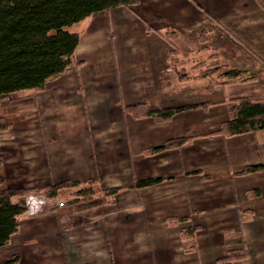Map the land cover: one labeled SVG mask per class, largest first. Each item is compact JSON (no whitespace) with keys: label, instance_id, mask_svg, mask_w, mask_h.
Listing matches in <instances>:
<instances>
[{"label":"crops","instance_id":"0c3cea01","mask_svg":"<svg viewBox=\"0 0 264 264\" xmlns=\"http://www.w3.org/2000/svg\"><path fill=\"white\" fill-rule=\"evenodd\" d=\"M243 1L139 0L74 26L81 35L75 57L82 78L71 73L52 89L47 85L53 93L33 100L29 92L27 102H19L38 119L30 122L26 113V127L0 134V177L9 189L72 180L118 191L92 204L51 202L41 216H25L0 249V264L14 258L17 264H214L241 247L249 251L247 264H264V172L243 173L264 162V132L211 135L228 116L226 99L250 94L239 86L210 91L198 108L167 121L128 110L180 106L181 86L197 94L192 83L179 84L156 30L170 28L185 40V30L202 20L199 5L232 24L240 17L235 27L242 31L248 25L243 12L234 16L232 10L246 4L264 33L263 12ZM256 51L263 54L264 46ZM176 138L192 140L151 152ZM147 180L158 182L136 186ZM190 227L198 229V250Z\"/></svg>","mask_w":264,"mask_h":264},{"label":"trees","instance_id":"16d2710c","mask_svg":"<svg viewBox=\"0 0 264 264\" xmlns=\"http://www.w3.org/2000/svg\"><path fill=\"white\" fill-rule=\"evenodd\" d=\"M138 2L139 0H0V103L13 94L44 89L48 81L75 65V52L81 35L73 30L74 26L96 13L121 6L132 7ZM245 72L231 68L224 71V75L231 80L239 78ZM229 103L227 118L220 122L218 129L211 135L221 134L227 137L264 132V103L253 102L249 98L229 100ZM198 107L199 105L169 108L146 106L143 111L138 105L128 110L139 113L138 116L145 114L158 121H167L185 110ZM7 127L6 122L0 118V132ZM190 140L192 138L172 139L154 148L153 152L181 147ZM256 172H264V162L247 167L243 173ZM157 182L147 180L138 182L136 186L143 188ZM93 186L89 189L82 187L79 182L67 181L51 186L40 196L45 200H52L61 191L75 188L70 203H76L93 196ZM30 192L32 191L6 188L4 178L0 177V249L9 245L12 237L19 231L21 219L27 211L26 198ZM187 229L193 236L197 231L193 227ZM248 257L247 250L236 249L218 260L217 264H235ZM17 263L18 259L14 258L6 264Z\"/></svg>","mask_w":264,"mask_h":264},{"label":"rangeland","instance_id":"374dc122","mask_svg":"<svg viewBox=\"0 0 264 264\" xmlns=\"http://www.w3.org/2000/svg\"><path fill=\"white\" fill-rule=\"evenodd\" d=\"M250 1L254 2L255 5H257L258 10L260 12H263L261 14L264 15V0H244L243 3ZM198 7L201 9L202 20L198 21L196 26L190 27L185 30L184 34H187V36H185L184 38L185 40H182L181 38L179 40L177 37L178 33L170 28L165 29L163 31L156 30L157 34H163V36L165 37L164 46L169 49L166 50L168 55L167 57L168 63L170 62L173 65H175L174 67L176 68L177 73L179 75V84L192 83L191 85L195 86V90L197 92L196 95H190V93L187 92V89L189 90V88L192 89L193 87L184 88L183 86H181L180 106L182 105V103L186 105H201V101H203L204 98L207 97L209 93L215 91L217 93L220 89H223V87L225 88L226 86H232V88L239 86L245 93L250 94V96H240V95H233L232 97L230 96V98L226 99L228 103L227 106L228 108L230 105L229 100L249 98L253 102H258L259 100L261 101V97H263L264 94V53L263 54L258 53L256 51V48L257 46H261V47L264 46V33L260 28V24L257 23L258 21L254 19L255 17L253 16V14H251V11H249V9L251 8H247V5L245 4L243 5V7L241 5H238L234 7L232 10L233 13L235 14L234 16H239V14L243 12L244 17L242 16L241 18H243L242 20L245 22V24H248L247 27H244L243 30L240 31L237 30V28L235 27L237 22L240 21L239 19L240 17L235 18L232 24L226 22L224 17L220 18L218 16L220 15L218 12H216V14H213L212 12L210 13L209 11L203 9V7L199 5ZM73 30L75 31L76 29L74 28ZM186 47L188 48L187 50L184 49ZM190 48H194L195 50L192 51V49ZM181 50L184 51L185 53H182ZM162 51H163V47H162ZM166 62L167 60L164 58V63ZM255 63L256 65H254ZM80 66L81 63L77 61L75 57V65L72 66L70 69H68L65 72V74L63 73L57 78L48 81L44 89L20 92L17 94L10 95L5 99H3L0 103V118H2L6 122L8 127L5 131H1L0 134H4L11 131L13 126L15 127L25 126L24 124L26 123H24L23 121H27V119H24V116L26 115V113L28 114V110H26L27 106L19 107V102L21 101L27 102V97L29 92H32L33 94V98L31 99L36 100L39 95L49 93L51 91L49 89H52L54 83L57 84L59 80L68 78V75L73 74L75 75V79L77 78L80 80L82 78L79 74ZM231 68L244 70L246 72L243 75H241L239 78L230 80V78H227L224 75V71L229 70ZM258 69H262V70H258ZM258 79H263V80L258 81L257 83L256 81ZM49 83L51 84V87L47 89V85ZM209 84L211 86L210 88L207 87L209 86ZM57 89L58 87L56 88V90ZM51 93L53 92L51 91ZM21 94L22 96L20 97L17 96ZM217 94L213 93L212 95L213 99L216 100L219 99ZM253 97H255V99ZM185 102H190V103H185ZM159 108H164V107H159ZM141 110H146V108L142 107ZM16 111H20V113L17 114ZM29 113L30 114L28 115L31 118L30 122H32L33 119H38L37 117H34V115L37 114H35V112L32 113L31 109L29 110ZM14 117L17 119L15 125L11 124L10 122V120ZM118 121L122 122L123 120L121 121L118 120ZM151 152H153V150H151ZM0 160H1L0 163L1 166L4 162V159L1 155H0ZM67 181H72V180H67ZM67 181L58 182V183L53 182L50 185H47V187L39 190H29L32 192H30V194L26 198L27 200L25 207L27 211L26 214L23 216V218H25V216H30V217L41 216L45 205L51 202H56L59 207H63L70 204V201L73 199L72 194L76 190L75 188H70L61 191L59 196L52 200H45L44 197L40 196V194L46 192V189L48 190L49 188H51V186L58 185ZM72 182H76V181H72ZM80 184L82 187H86L89 189L90 186L94 185L93 186L94 195L89 197L87 200H83L71 204H77V203L92 204V202L96 200L98 197L109 196L112 198L114 197V194H116L118 191L117 188L103 190V188L100 185H97L96 182L94 181H90L87 183H80ZM115 189L117 190L116 192L108 193L109 191ZM258 193H260V190H255V192H253V195L256 196ZM30 198L33 199L36 204L39 203L35 208L37 211L35 214H31L29 212V209L27 208V201ZM110 200L113 201V199ZM23 218L21 219V222ZM197 232L198 229L192 238L193 239L192 247L195 248V250H198V243L195 237ZM236 249H243V250L245 249L248 251V249L243 247ZM236 249L231 248L226 255H223L222 257L217 259L214 262V264H217L218 260L227 256L231 251ZM249 259H250V255L248 259L240 260L235 264H247L249 262Z\"/></svg>","mask_w":264,"mask_h":264},{"label":"built area","instance_id":"2783aa9c","mask_svg":"<svg viewBox=\"0 0 264 264\" xmlns=\"http://www.w3.org/2000/svg\"><path fill=\"white\" fill-rule=\"evenodd\" d=\"M39 202H41V201H39ZM39 203H35V201L33 200V199H28V201H27V208L29 209V212L31 213V214H35L37 211H36V206L38 205Z\"/></svg>","mask_w":264,"mask_h":264}]
</instances>
